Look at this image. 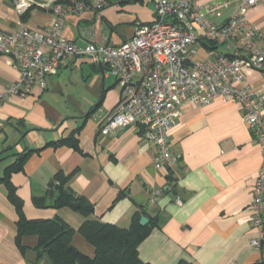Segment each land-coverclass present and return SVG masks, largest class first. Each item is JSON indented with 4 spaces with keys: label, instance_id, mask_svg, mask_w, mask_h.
Here are the masks:
<instances>
[{
    "label": "crops",
    "instance_id": "0c3cea01",
    "mask_svg": "<svg viewBox=\"0 0 264 264\" xmlns=\"http://www.w3.org/2000/svg\"><path fill=\"white\" fill-rule=\"evenodd\" d=\"M16 1L0 0V32L47 31L55 21L54 5L73 0H24L27 9L22 14L15 9ZM155 2L110 0L100 12L69 15L62 36L82 48L91 42L120 46L138 25L155 20ZM247 19L264 33V0H257ZM109 74L113 76L105 67L77 58L48 78L45 90L0 99V179L8 166L30 153L23 171L11 176L26 218L62 220L75 230L74 247L95 256L79 232L86 220L79 207L54 208L58 192L50 183L61 174L75 197L92 205L93 220L125 230L140 208L146 211L151 229L138 248L145 263L260 264L263 253L252 246L258 234L251 225L250 205L263 155L239 105L216 99L205 108L183 106L170 135L178 163L170 171L157 170L156 148L140 127L108 136L100 132L122 96ZM19 79L10 59L0 55V95ZM73 80L84 81L85 92L69 89ZM245 88L264 93V75L247 71ZM78 129L79 151L49 145ZM18 219L0 181V264H45L38 263L37 236L24 237V249L17 244Z\"/></svg>",
    "mask_w": 264,
    "mask_h": 264
},
{
    "label": "built area",
    "instance_id": "2783aa9c",
    "mask_svg": "<svg viewBox=\"0 0 264 264\" xmlns=\"http://www.w3.org/2000/svg\"><path fill=\"white\" fill-rule=\"evenodd\" d=\"M109 2L56 3L55 21L47 31L0 32V55L8 57L20 73L19 81L10 84L0 99L25 98L35 88L45 90L48 78L65 62L86 58L92 65L105 67L122 91L100 132L108 136L140 127L156 148L155 168L164 171L178 163L170 135L183 106L205 108L216 99L238 104L263 155L250 208L251 225L258 234L252 246L262 251L260 264H264V93L245 88L247 71L264 75V33L247 19L257 0L201 4L156 0L155 20L138 25L131 39L120 46L91 42L82 48L62 36L69 15L79 16L89 9L100 12ZM15 9L24 13L27 2L17 0Z\"/></svg>",
    "mask_w": 264,
    "mask_h": 264
},
{
    "label": "trees",
    "instance_id": "16d2710c",
    "mask_svg": "<svg viewBox=\"0 0 264 264\" xmlns=\"http://www.w3.org/2000/svg\"><path fill=\"white\" fill-rule=\"evenodd\" d=\"M79 129L67 138L49 144L50 146H69L79 151ZM30 153H25L16 162L8 166L1 182L5 183L8 197L18 212L17 244L22 246V239L26 236H37L39 240L36 248L38 263L45 264H149L139 257L138 248L149 234L151 225L142 226V217L147 213L140 208L130 228L120 229L114 225L103 224L91 219L93 207L82 199H77L72 190L66 187L67 178L61 174L55 176L50 183L51 190L58 192L54 208L79 204V210L86 217L81 226L80 234L94 247L95 256L89 257L76 249L72 243L75 230L60 219L30 221L23 212V203L18 197L16 188L11 183L14 173L22 172ZM40 204V200L35 201ZM148 218V217H147Z\"/></svg>",
    "mask_w": 264,
    "mask_h": 264
},
{
    "label": "rangeland",
    "instance_id": "374dc122",
    "mask_svg": "<svg viewBox=\"0 0 264 264\" xmlns=\"http://www.w3.org/2000/svg\"><path fill=\"white\" fill-rule=\"evenodd\" d=\"M76 79H78V76L76 75ZM109 81L113 80V76H111L110 74L107 76ZM74 79V78H73ZM86 83L84 81L81 80H73L72 84L68 85L69 89H77L79 91L85 92L86 88ZM84 94V93H83Z\"/></svg>",
    "mask_w": 264,
    "mask_h": 264
},
{
    "label": "water",
    "instance_id": "95a60500",
    "mask_svg": "<svg viewBox=\"0 0 264 264\" xmlns=\"http://www.w3.org/2000/svg\"><path fill=\"white\" fill-rule=\"evenodd\" d=\"M100 67L102 68V66H100ZM73 207L78 208L79 204H73ZM140 224L142 226H147L149 224V219L147 217H142L141 221H140Z\"/></svg>",
    "mask_w": 264,
    "mask_h": 264
}]
</instances>
